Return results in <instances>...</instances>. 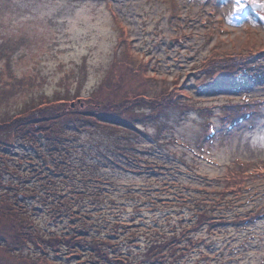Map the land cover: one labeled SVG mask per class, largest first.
Segmentation results:
<instances>
[{
  "label": "rangeland",
  "instance_id": "374dc122",
  "mask_svg": "<svg viewBox=\"0 0 264 264\" xmlns=\"http://www.w3.org/2000/svg\"><path fill=\"white\" fill-rule=\"evenodd\" d=\"M220 1L217 4L215 0H175L185 18L183 22L176 15L170 16L169 12L176 7L169 0H0V108L4 101L3 85L20 90L9 110L16 113L29 112L43 103H56L59 98L68 99L65 103L71 108L79 104L80 108L89 106L96 109L94 106L97 103L109 105L110 99L118 102L119 97H124L112 93L109 87L117 74L109 73L108 66L112 47L118 37V27L111 21L110 8L116 13L119 23L126 26L129 39L132 38L126 41L132 48V54L144 59V62L149 58L140 72L139 67L131 66L134 91H137V86L148 89L153 99L161 98L163 92L167 91L166 94H171L172 98L166 105L174 103L188 92L200 95L198 100L209 106L211 114L199 113L193 103L184 106L180 102L176 107L169 105L160 108L158 119L156 113L150 121L132 117V125L145 131H139L140 143L152 146L143 154L166 165L156 174L158 183L148 186L143 173L128 171L130 168L126 167L132 165L125 159L121 148L127 146V139L135 138L131 134L114 131V125L109 126L111 131L106 126L94 125L92 128L80 127L76 130L77 134L69 133L70 136L62 140L70 146L77 141L83 153L72 152L74 147L71 146V157L73 160L80 157L86 160L83 165L72 164L75 165L73 168L71 164L67 165L69 173L77 178L82 174L103 177L105 183L101 186L105 188L104 197L92 202H97L101 207L98 218L103 224L115 219L119 222L118 237L124 236L118 247L132 258L139 257L138 252L147 242L144 236L137 233H132L133 238H130L132 229L140 230L141 226L150 224L160 226L164 232L174 233L172 225L176 223L182 233L178 232L170 242L182 252L171 264H264V104L237 124L222 126L220 112L226 109L227 103H238V92L215 93L217 86L224 83L221 78L223 72L210 76L208 80H211V85L204 88L205 79L201 73L194 69L188 71L195 58L196 62L201 60L208 52V47L218 42V38L214 41L216 31L224 37L220 41L223 43L222 51L226 53L234 52V48L245 47L249 42L248 32L255 34L264 46V0H256L259 5L256 9L250 8V0H241L245 5L241 13H236L235 0ZM213 5H216L215 13L212 18H207V27H215L219 18L227 30H219L218 24V29L208 42L205 41L209 34L205 31L203 18L206 14L210 15L207 8ZM176 34H180L178 39L175 38ZM219 58L224 61L226 54H216L206 61L216 65ZM253 71L264 72V59L262 68L254 67ZM134 73L140 77H135ZM143 76H147L144 81L140 80ZM182 77L185 83L180 82ZM5 82H8L7 85ZM179 82V88H173ZM121 83L123 89H130L131 85L127 81ZM243 90L246 94L264 99V75L258 80L249 81ZM212 93L215 95L208 97ZM137 110L146 115L149 108H132L131 114ZM6 114H0V121ZM66 117L67 114L61 120L65 121ZM163 124L170 126L159 129ZM60 126L64 128V122ZM152 134L160 141L165 136L173 142H157ZM17 137L18 149L15 154L21 156L20 133ZM69 150H61L63 160L71 158L67 156ZM17 160L8 158L7 162L10 161L11 166ZM26 163L23 166L30 168V163L41 165L42 160L33 157L30 161L26 159ZM10 166L4 170L0 165V177L7 172L12 173ZM12 174L14 178L12 175L5 178L11 184L17 180L16 177H21L20 170ZM202 175H205L204 179ZM241 175L245 176L242 178ZM201 185L207 190L200 189ZM217 186L223 189L220 197L226 195L225 200L233 199L231 208L220 205L221 211L227 212L229 217L235 211L253 214L260 206V212L255 214L253 222H216L211 232L207 230L206 220L199 227L178 226V223L183 224L192 216V209L186 204V195L198 194V191H208L210 194ZM232 186L233 190H230ZM128 192L132 194L126 195ZM135 193L136 196H130ZM181 194H185L181 206L171 203L160 208L159 203L179 201L182 199ZM18 196L21 200L20 192ZM37 199L39 197L36 195L34 204L39 209L40 222L44 221L45 226H53L52 220L47 218V209L39 206ZM41 203L49 204L46 201ZM90 206L88 202L83 203L79 212L84 208L89 211ZM209 211L210 214L205 218L212 220L217 210L213 208ZM182 214L184 217L180 218ZM123 220L131 226L124 227ZM217 225L221 227L219 230L216 229ZM108 232L111 233L109 229ZM136 242L140 244L136 245ZM56 254L54 257L63 262L64 258H60L62 251ZM177 254L175 251L171 257ZM47 255L51 256L52 253ZM179 257L182 263L177 261ZM3 261L6 264L32 263L28 260L16 261L0 254V264Z\"/></svg>",
  "mask_w": 264,
  "mask_h": 264
},
{
  "label": "trees",
  "instance_id": "16d2710c",
  "mask_svg": "<svg viewBox=\"0 0 264 264\" xmlns=\"http://www.w3.org/2000/svg\"><path fill=\"white\" fill-rule=\"evenodd\" d=\"M171 5L175 6L174 4ZM173 13L175 14L174 11ZM111 21L118 27V37L113 47L108 72L113 74L115 72L117 74L109 84V87L112 88V93L124 96L119 97L118 102L110 99L109 105L97 103L94 106L96 110L89 106L80 108L79 104L71 108L65 103L68 99L59 98L56 103H43L38 108H33L29 112L21 111L20 113H16L9 110L11 109L12 101L17 97V92L20 90L11 89L4 85L2 87L4 101L0 108V114L2 112H7V114L0 121V165L5 170V168L8 169L10 166V161L7 162L8 158L12 160L18 159L16 164L10 166V172L15 173V171L19 170L21 172V177H16L17 180L12 184L5 178L8 175H12L14 178V174L7 172L0 177V196L4 197L0 199L2 206L0 207V254H2V257L7 256L14 258L16 261L28 260L32 262L31 264H110V262L111 264H171L182 252L176 250L177 245L170 242L173 240L172 237L176 236L178 232L182 233L181 227L178 230L176 223L172 225L174 233L164 232L160 226L150 224L147 227L141 226L140 230L132 229L129 233L130 238H133L132 233H137L144 236L147 242L144 248L138 252L139 257L136 259L122 252V248H119L118 244L124 235L118 237L117 228L119 222L115 219L111 223L103 224L98 218L100 215L98 211L101 210V207L97 202H92V200L95 201L104 197L105 188L101 186L105 183L102 180L103 177L82 174L80 178H77L71 172L69 173L67 169V165L70 164L71 168L75 167L72 164H86V160L83 157H80L78 160H73V157H71V146L74 147L72 152L83 153V149L79 148L80 145L76 143L77 141L72 143L71 146L67 142L63 143L62 140L70 136L69 133L72 135L77 134L76 130L84 126L92 128L96 125L109 128V126L114 125V131L121 134L123 132L120 131H124L135 137L134 139H127V146H125L135 149L134 152L125 147L121 148L123 154L131 157V159L127 158L126 160L132 166L126 167L130 168L133 172L145 173L147 186L154 182L158 183L156 174L161 172L160 165H166L161 161L150 159L148 156H145L144 160L137 158L139 157V149L150 150L152 146H143L140 143L138 140L140 136L139 131L143 130L132 125V117L138 116L142 120L147 118L150 121V119L155 118L156 113V118L158 119L160 117V108L169 105L176 107L180 102L184 106L193 103L199 113H212L208 105H204L203 101L198 100L201 97L200 95H192L187 92L179 100L166 105L172 98L171 94H166L167 91L163 92V95L159 99L151 98L148 89H141L139 86L135 87L137 91H134L131 66L139 67L138 70L140 72L144 69L146 63L139 56L132 54V48L126 43L128 40L127 34L124 32L125 27L119 23L120 20L115 16L113 11ZM209 31L214 33L216 29L214 31L213 27H209L206 32ZM248 33L250 36H253V40L249 41L245 47L234 48V52L228 51V53L222 51L223 43L220 41L222 38L218 37V42L209 48L200 62L192 64L190 69L199 71L202 78L205 79L204 88H208L211 85V80H208L210 76L222 72L221 78H223L224 83L220 81L222 84L217 86V92L221 91L222 85L226 86L224 88L228 90L234 89L238 85L242 79L240 74L241 69L246 67L255 56L264 51V46L256 39V35L251 34V32ZM175 37L179 38L178 36ZM206 41L209 42L210 40L206 37ZM223 53L226 54V59L223 61L219 58L220 60L216 65L206 61L210 57H215L216 54L222 55ZM215 66L217 68H213ZM134 75L136 77L137 74L134 73ZM137 76L140 77V75ZM146 78L147 76H143L140 80L144 81ZM122 81H127L131 85L130 89H123ZM8 82L4 84L7 85ZM178 86L180 85L175 84L173 88H177ZM105 87H107V83H105ZM172 92L170 91V93ZM215 93L209 94L208 97L215 95ZM252 103V99L246 100V105H251ZM227 104L226 109L220 112L222 124L229 122L234 117H241L247 110L252 109L250 106L243 108V106L237 103L232 104L229 102ZM115 105H119L120 107L118 108ZM145 107L149 108L146 115L140 110L131 114L132 108L141 109ZM121 108L124 109L119 111ZM65 114L68 117L65 118V121H62L61 118ZM62 122H64V128L60 126ZM71 126L74 130L70 129ZM166 126L169 127L170 125L163 124L160 129ZM38 132L42 133L41 136H38ZM19 133L21 135V156H16L15 151L18 149L17 134ZM154 134L152 136L157 142L170 140L163 136L164 139L160 141ZM69 148L67 156L71 158L63 160L61 150ZM33 157L40 158L42 160L41 165L40 163H30V168L26 165L23 166V163H26V159L30 161ZM132 158L143 161V163L135 161ZM34 165L35 167H33ZM244 176L241 175L242 178ZM202 177L204 179L205 175H202ZM161 182L164 183V181ZM13 186L18 192L14 190ZM233 187L230 190H233ZM200 189L207 190L202 185ZM19 192L21 193V200L18 196ZM198 192V194L186 193L188 194L186 195L188 199L186 204L188 208L192 209V212H190L192 216L190 220L184 221L183 224L178 223V226L187 225L194 228L206 220L207 230L211 232L216 222L221 224L228 222L245 224L247 220L253 222L255 214L260 212V206H257L258 209L253 214L235 211L233 216L229 217L227 212L221 211L220 205L231 208L233 206H230V204L233 199L225 200L226 195L220 197L223 189L217 186L210 194L208 191ZM129 194H132V192H128L126 195ZM36 195L39 197L37 199V202H40L39 206H44L47 209V218L52 220L53 226H45L44 221L40 222L38 218L39 209L35 208L34 204L36 202ZM134 195L136 196V193L130 196L134 197ZM181 195L182 199L179 201L167 200L166 202L159 203L161 205L160 208L169 206L171 203L173 206H181L185 194ZM30 198L32 199L29 201ZM44 201L49 202V204H42L41 202ZM87 202L91 205L90 210L88 211V209L84 208L79 212L81 205ZM262 206L264 208V205ZM108 207L112 206L108 205ZM213 208L218 211L214 214L213 219L209 220L205 218V216L210 214L209 210ZM179 217H184V214ZM105 218L104 216L103 219ZM214 218H217V220H214ZM63 219L65 221L60 223ZM168 219L169 217H167V221ZM106 222H109V220ZM123 222L124 227L131 226L130 224L126 225L124 220ZM219 228L221 227L217 225L216 229L219 230ZM108 229L111 233L108 232ZM193 231L195 232V229ZM135 244L139 245L140 242H136ZM45 249H50V251L46 252ZM58 251H62L60 258H64L63 262L54 257V254ZM175 251L178 254L173 258L171 256ZM48 253H52V255L49 256L47 255ZM177 261L183 262L181 257ZM3 264L6 263L4 262Z\"/></svg>",
  "mask_w": 264,
  "mask_h": 264
},
{
  "label": "snow or ice",
  "instance_id": "6c2138e0",
  "mask_svg": "<svg viewBox=\"0 0 264 264\" xmlns=\"http://www.w3.org/2000/svg\"><path fill=\"white\" fill-rule=\"evenodd\" d=\"M251 3L255 4L256 0H250ZM235 6L237 9H243L245 5L241 2V0H235Z\"/></svg>",
  "mask_w": 264,
  "mask_h": 264
}]
</instances>
